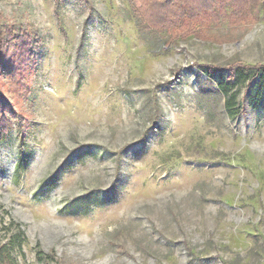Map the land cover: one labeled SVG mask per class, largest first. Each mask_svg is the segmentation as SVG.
Returning <instances> with one entry per match:
<instances>
[{
  "label": "rangeland",
  "instance_id": "374dc122",
  "mask_svg": "<svg viewBox=\"0 0 264 264\" xmlns=\"http://www.w3.org/2000/svg\"><path fill=\"white\" fill-rule=\"evenodd\" d=\"M201 3L0 0L17 264H264V0Z\"/></svg>",
  "mask_w": 264,
  "mask_h": 264
},
{
  "label": "trees",
  "instance_id": "16d2710c",
  "mask_svg": "<svg viewBox=\"0 0 264 264\" xmlns=\"http://www.w3.org/2000/svg\"><path fill=\"white\" fill-rule=\"evenodd\" d=\"M209 1L210 0H202L203 3L198 5V10L207 11L209 7H207L208 4L206 5V3H208ZM261 72L262 78H264V71ZM222 88L225 92H228V85L222 84ZM20 166L21 164L18 168H20ZM12 246L13 244L11 243L0 245V264H17L12 255Z\"/></svg>",
  "mask_w": 264,
  "mask_h": 264
}]
</instances>
